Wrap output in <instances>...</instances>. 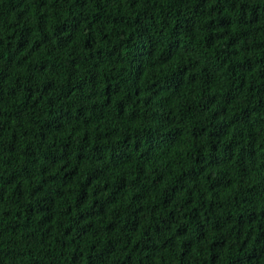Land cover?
<instances>
[{
	"label": "trees",
	"instance_id": "obj_1",
	"mask_svg": "<svg viewBox=\"0 0 264 264\" xmlns=\"http://www.w3.org/2000/svg\"><path fill=\"white\" fill-rule=\"evenodd\" d=\"M0 264H264V0H0Z\"/></svg>",
	"mask_w": 264,
	"mask_h": 264
}]
</instances>
